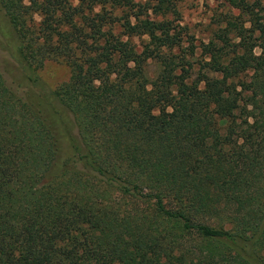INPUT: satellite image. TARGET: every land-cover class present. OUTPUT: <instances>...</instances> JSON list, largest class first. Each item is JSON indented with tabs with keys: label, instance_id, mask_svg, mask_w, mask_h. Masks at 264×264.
<instances>
[{
	"label": "trees",
	"instance_id": "obj_1",
	"mask_svg": "<svg viewBox=\"0 0 264 264\" xmlns=\"http://www.w3.org/2000/svg\"><path fill=\"white\" fill-rule=\"evenodd\" d=\"M177 1L0 0V264H264V0L201 42Z\"/></svg>",
	"mask_w": 264,
	"mask_h": 264
},
{
	"label": "rangeland",
	"instance_id": "obj_2",
	"mask_svg": "<svg viewBox=\"0 0 264 264\" xmlns=\"http://www.w3.org/2000/svg\"><path fill=\"white\" fill-rule=\"evenodd\" d=\"M176 5L180 26L184 27L197 42H201L206 40L215 28L214 20L217 14L224 11L225 0H178ZM143 41L144 37L133 39L136 44ZM16 46L13 30L8 27L0 8V72L8 87L23 96L30 89L34 90V87L28 81L27 72L16 57ZM150 70L152 71L153 67ZM37 73L39 84L45 93L54 91L70 77L69 67L57 61L45 62Z\"/></svg>",
	"mask_w": 264,
	"mask_h": 264
},
{
	"label": "clouds",
	"instance_id": "obj_3",
	"mask_svg": "<svg viewBox=\"0 0 264 264\" xmlns=\"http://www.w3.org/2000/svg\"><path fill=\"white\" fill-rule=\"evenodd\" d=\"M25 4H27L29 2V0H24Z\"/></svg>",
	"mask_w": 264,
	"mask_h": 264
}]
</instances>
